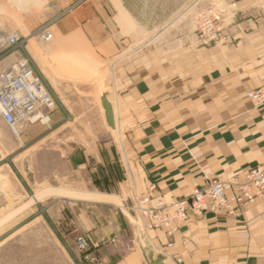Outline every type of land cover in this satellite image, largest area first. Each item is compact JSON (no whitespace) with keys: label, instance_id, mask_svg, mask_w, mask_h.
Segmentation results:
<instances>
[{"label":"crops","instance_id":"1","mask_svg":"<svg viewBox=\"0 0 264 264\" xmlns=\"http://www.w3.org/2000/svg\"><path fill=\"white\" fill-rule=\"evenodd\" d=\"M186 2L172 0L168 11ZM253 3L238 0L236 5ZM114 11L97 17L85 10L88 19L69 18L54 27V40L45 50L52 51L55 74L74 82L58 83L59 105L48 127L32 125L20 133L25 171L17 175L0 164V235L22 215L23 205L12 209L10 204L17 199L27 204L30 173L40 192L66 194L50 211L67 212L57 223L66 225L69 238L85 234L99 264H264V195L238 217L210 202L201 216L188 212L190 222L175 224L172 234L141 230L139 225L150 221H140L129 209L142 195L148 194L147 206L153 208L159 200L185 199L192 188L214 180L225 184L229 196L233 179L264 166V108L253 109L244 95L264 90V83L249 86L250 68L237 73L233 58L205 48L195 34L163 47L150 44L158 36L153 35L141 49V39L160 23H141L123 4ZM252 24L264 27V21ZM225 31L229 43L241 37ZM260 36L264 42V29ZM98 87L107 93L114 130L106 125ZM116 160L128 178L113 195L94 194L93 172ZM72 197L106 203L117 198L120 205L108 211L87 204L83 210L76 201L86 200Z\"/></svg>","mask_w":264,"mask_h":264},{"label":"rangeland","instance_id":"2","mask_svg":"<svg viewBox=\"0 0 264 264\" xmlns=\"http://www.w3.org/2000/svg\"><path fill=\"white\" fill-rule=\"evenodd\" d=\"M44 1L40 7L36 8L39 12L36 10L35 13L26 11L22 13L21 10L15 7V0H0V30L3 36L16 34L22 41L20 47L0 46V73L8 70L20 59H28L57 97V107L59 105L56 94L58 83L61 85L62 83L68 84L74 81L59 77L52 69V51L49 52L50 48L49 50H45V48L54 39V27L69 18L86 20L90 17L88 12L95 13L97 17L100 14L105 15L106 12L113 16L115 14L114 10L119 8L121 4L138 15L143 24L147 22L160 23V27L155 30L154 34H146L141 39L138 45L139 48L143 49L153 35L158 36L150 44L163 47L169 46L171 41L178 42L184 36L195 34L205 48L224 51L228 56L227 59L233 58L237 73L242 72L238 70L250 68L251 74H246L245 78V82L249 86L264 83V42H262L260 36L261 29L263 30L264 27L259 28L257 26L255 29L252 26V23L256 21H262V23L264 21V0H254L253 4L243 7L236 5L238 0H187L179 10L172 12L168 11L169 7L172 6V0ZM85 10H88L87 14ZM4 12L5 14H3ZM202 17L210 20L221 29L218 42H208L199 36L198 25ZM245 21L247 25L243 26L242 23ZM225 29L230 30V37L235 38L239 34L241 37H236L235 40L229 43ZM253 32L255 33L251 35ZM42 33L49 34L52 37L48 40L49 42L41 39ZM30 36H32L31 40L29 39ZM239 41L240 43H238ZM244 41L248 42V48L244 47ZM246 54H250L251 57L246 58ZM99 81V77L94 78L96 84H99ZM102 91L103 89L98 87L96 94L100 95L103 93ZM245 93L244 95L247 97L248 92ZM251 106L255 110L264 108H256L252 104ZM28 127H23L19 132H24ZM0 133V164L7 165L17 175L19 172L23 173L26 166L24 162H21L19 155L20 138L18 140L14 137L1 117ZM120 164L116 160V163L109 165V168L105 166V170H95L93 172L92 192L94 194L107 196L115 193L116 185L122 184L121 182L128 178L126 170ZM26 177L28 181L27 204H21L19 199L15 202L12 201L10 204L12 209H19L23 205L21 208L23 210L21 217L6 226V234L0 235L2 237L0 242L3 243V249H0V264H99L97 254L90 253L93 260H85V255H81L76 248V239L81 235L86 236L85 234L69 238L66 225L63 228L62 225L57 223L60 214L65 219L67 218V212L65 211L64 214L63 212L58 213L55 211L51 213L50 211L53 202L61 199L59 196H66V194L63 192L57 193L53 190L40 192V188L33 184L30 173ZM193 191L192 188L189 196ZM72 198L86 200L76 201L81 204L78 205V208L83 210L87 208V204L106 206L108 211H112L115 206L120 205L117 198H115V203L90 202L92 200ZM55 203L58 205L57 202ZM129 209L133 214L136 213L134 206ZM25 225L27 226L25 227ZM139 226L144 231L143 225Z\"/></svg>","mask_w":264,"mask_h":264},{"label":"built area","instance_id":"3","mask_svg":"<svg viewBox=\"0 0 264 264\" xmlns=\"http://www.w3.org/2000/svg\"><path fill=\"white\" fill-rule=\"evenodd\" d=\"M198 26V34L201 38L208 42L219 41V33H221L219 26L203 17L200 18ZM50 38L49 34H41V39L44 41ZM21 43L19 36L11 34L6 36L4 42H0V46L20 47ZM247 98L254 107H264V90L250 91L247 93ZM57 103V97L28 59L22 58L8 70L0 73V117L10 130L15 127L22 130L23 127L32 125L48 127L50 115L57 108ZM229 186L233 190L229 196L225 193L224 183L213 181L204 188L194 190L185 199L159 200L153 208L147 206L148 194L142 195L134 210L142 219L150 221L149 224L144 225V230L170 229L168 234L175 231V228H172L175 224L190 222L191 217L188 212L193 216H201L208 210L210 202L216 204L218 211L238 217L243 208L264 195V166L250 169L241 179H233ZM153 189L154 187H151L149 191ZM76 248L81 255H85V260H93L86 236H78ZM176 263H180V260H176Z\"/></svg>","mask_w":264,"mask_h":264},{"label":"bare ground","instance_id":"4","mask_svg":"<svg viewBox=\"0 0 264 264\" xmlns=\"http://www.w3.org/2000/svg\"><path fill=\"white\" fill-rule=\"evenodd\" d=\"M13 1V0H12ZM43 2H45L44 0H15V4H16V8H18L19 10H21V12L22 13H24L23 11H26V12H32V13H35V12H39V10H37L36 8H38V7H40L42 4H43ZM37 10V11H36ZM3 14H5V12L3 13ZM38 14V13H37ZM5 36H3V33H2V31L0 30V42L2 43V42H4V40H5ZM52 38V37H51ZM29 39L31 40L32 39V36H30L29 37ZM54 40V39H53ZM47 42H49V41H47ZM53 42V41H52ZM44 45H45V43H44ZM108 101V100H107ZM109 102V101H108ZM11 131H12V133H13V135H14V137L16 138V139H18L19 140V138H20V136H19V134H20V132H19V128H14L13 130L11 129ZM0 138H1V133H0ZM136 212V211H135ZM137 213V212H136ZM138 214V213H137ZM138 217H139V219H140V221H142L143 222V220L144 219H142L140 216H139V214H138Z\"/></svg>","mask_w":264,"mask_h":264},{"label":"water","instance_id":"5","mask_svg":"<svg viewBox=\"0 0 264 264\" xmlns=\"http://www.w3.org/2000/svg\"><path fill=\"white\" fill-rule=\"evenodd\" d=\"M106 97H107V93H103L100 97V103L103 109L106 125L108 126L109 129L114 130L115 126L113 120V113H112L111 105L107 101Z\"/></svg>","mask_w":264,"mask_h":264}]
</instances>
